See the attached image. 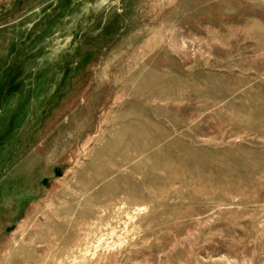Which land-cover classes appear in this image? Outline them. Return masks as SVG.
<instances>
[{
	"label": "rangeland",
	"instance_id": "1",
	"mask_svg": "<svg viewBox=\"0 0 264 264\" xmlns=\"http://www.w3.org/2000/svg\"><path fill=\"white\" fill-rule=\"evenodd\" d=\"M0 264H264V0H0Z\"/></svg>",
	"mask_w": 264,
	"mask_h": 264
}]
</instances>
